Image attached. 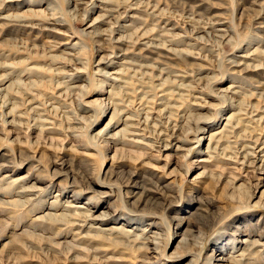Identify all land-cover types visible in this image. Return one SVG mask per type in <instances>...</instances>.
<instances>
[{"label": "rangeland", "instance_id": "1", "mask_svg": "<svg viewBox=\"0 0 264 264\" xmlns=\"http://www.w3.org/2000/svg\"><path fill=\"white\" fill-rule=\"evenodd\" d=\"M22 1L0 0V264H211L215 247L233 256L243 240L264 264V181L246 167L262 164L246 151L264 142V0ZM117 52L149 70L111 82L100 71ZM232 114L210 153L193 143L199 119L208 137ZM127 124L137 136H114ZM20 178L40 180L43 203L17 195ZM53 201L58 215L109 212L131 234L88 235L72 224L84 217L59 216L9 238Z\"/></svg>", "mask_w": 264, "mask_h": 264}, {"label": "bare ground", "instance_id": "2", "mask_svg": "<svg viewBox=\"0 0 264 264\" xmlns=\"http://www.w3.org/2000/svg\"><path fill=\"white\" fill-rule=\"evenodd\" d=\"M16 0H9L8 3H10L11 5H8L10 6V8H17V7H22L24 6L26 3L25 2H18V3H14ZM104 1V0H103ZM106 3V2H105ZM197 4V3H196ZM4 17V16H3ZM1 18V17H0ZM100 17H98L99 19ZM4 19L6 20H9V21H12V19H20L19 15L18 16H13V15H9V16H5ZM101 19V18H100ZM102 20V19H101ZM94 21V20H93ZM100 21V20H98ZM93 23V22H92ZM95 24V23H94ZM94 24H91L89 26V28H94ZM132 26V25H131ZM127 27V26H126ZM130 27V26H128ZM49 28L48 30H50L51 28L50 27H47ZM128 29V28H127ZM54 30V29H53ZM96 30V29H95ZM51 31V30H50ZM53 32V31H52ZM119 39V38H118ZM117 41V40H116ZM119 41V40H118ZM147 42V41H146ZM163 42V41H162ZM123 45V43H122ZM147 45H150L151 46V50L153 52L151 53H154V52H159V46L161 45V40L160 41H154L153 43L150 42V43H147ZM117 46V45H115ZM126 46V45H125ZM120 47V46H119ZM121 48V47H120ZM170 48V47H169ZM173 50L175 53H178L177 50L175 49H169V51ZM125 51V50H124ZM123 51V52H124ZM127 51V50H126ZM173 52V53H174ZM111 54V53H110ZM122 54V53H121ZM150 54V53H149ZM125 55V54H124ZM185 55V54H184ZM243 56V59H246V62L247 60H250V61H253L251 60V54H246L245 55H242ZM241 56V57H242ZM142 59H149L148 58V55L147 56H142L141 57ZM105 59V58H104ZM128 60V59H126ZM124 56L123 55H119V53H115L113 55L110 56V58L106 59V60H103L102 63H103V69L100 71V73H102V76H104L105 78H108V80H110L111 82H114V83H121L122 82V78L120 77L121 76V73L123 72H126V71H132V72H143V73H146L148 70H149V66H147L146 62H130V61H126ZM152 60V59H151ZM233 62V61H232ZM237 62V61H236ZM245 62V63H246ZM152 63V62H151ZM239 63V62H238ZM236 63L234 66L239 68L241 65H243L244 63ZM149 64V62H148ZM248 64V63H247ZM247 64H244L247 66ZM251 64V63H250ZM249 66V65H248ZM247 66V67H248ZM156 69H159L156 68ZM252 69V68H251ZM247 70V69H246ZM259 72V71H258ZM160 77L163 75V73L166 75V72H164V70H160ZM71 74V73H70ZM135 74V73H134ZM166 81H169L170 79L169 78H164ZM77 86V85H76ZM227 94H229V96H237L239 95V89H238V86H234L232 85L231 87H229L226 91ZM226 95V94H225ZM263 109V108H262ZM263 113H264V110H263ZM239 114H232L231 116H229L228 118L225 119V124L223 126V129L221 130V132H218V133H213V134H210L208 137H207V129H206V125L208 123V120H204L206 118H201L199 119V123L200 124H204V126H200L196 129V136L194 138V142L193 143H196V145L200 148V146L202 145V143L208 141V147L207 149H209V153L213 150V147L211 146V144L217 140L218 142L222 139V136L221 138H218L217 136L219 135H222V133H226V131L230 130L233 128H231V123L233 121H235V118H233V116H238ZM260 115V114H259ZM261 116V115H260ZM256 117V116H255ZM257 118V117H256ZM260 118V117H259ZM128 119V118H126ZM255 119V118H254ZM264 119V117H262V120ZM261 120V119H260ZM221 122V121H220ZM109 131L111 130H116L119 128V125L118 124H115V125H111L109 124ZM132 129V132H129V129ZM137 127L135 125H132V124H127L125 125V127L123 129H120L119 131H117L115 135H119L120 133H131V135L133 134V136H137ZM108 131V132H109ZM190 131V130H189ZM229 132V131H228ZM112 136H110V139H111ZM165 141V140H164ZM254 143V142H253ZM252 147H249V149L247 150H250V151H246L247 152V155H251L252 156H255L257 155V150H259V152L261 153V165H246V167H252V170L253 173H255L256 171H259V175L261 176V180L264 181V142H259L255 140V145L253 147V144H251ZM176 145H173L172 146H166L165 147V151H169L171 149H173ZM247 146V145H246ZM176 151L177 150H180L181 149V146H178L177 148H175ZM242 153V152H241ZM243 155V154H242ZM245 155V154H244ZM242 157V156H241ZM246 157V155H245ZM249 160V159H248ZM258 160V159H257ZM256 161V160H255ZM247 162V161H246ZM251 163V162H250ZM58 164V163H57ZM60 164V163H59ZM61 165H64V164H61ZM62 167V166H61ZM250 170V169H249ZM251 170V171H252ZM62 171V170H61ZM246 173H249V172H246ZM251 173V172H250ZM59 175V172L57 173ZM10 175V174H9ZM5 176V178H9L10 176ZM134 175V174H133ZM253 175V174H252ZM28 177V176H27ZM31 177H29L28 180H30ZM17 181V180H16ZM19 182H21V191L17 192V195L18 196H21V197H24L27 199V202H31V203H34L32 201H36L35 203L37 204H41L43 203L42 198L39 197V192L41 189L38 188V184L40 182V180H36L33 181L29 187H27L28 185V181L25 180L24 178H20L18 180ZM135 182V181H134ZM137 183V182H136ZM128 184V183H127ZM136 186V185H135ZM141 188V187H140ZM40 189V190H39ZM141 193V192H140ZM134 194V193H133ZM142 194V193H141ZM157 194V193H156ZM138 195V194H137ZM145 195V194H144ZM30 196V197H29ZM130 196V195H129ZM133 196V195H132ZM131 196V197H132ZM135 196V195H134ZM139 196V195H138ZM141 196V195H140ZM139 196V197H140ZM143 196V195H142ZM133 198V197H132ZM151 198V196H150ZM253 198V197H252ZM146 200V199H145ZM156 200V199H155ZM137 201V200H135ZM141 201V200H140ZM154 201V200H153ZM21 202V201H20ZM150 202H151V199H150ZM60 203H56L55 201L51 202L50 204V208L48 209V212L44 214V216H38L37 218L35 217V219L32 221V230H25L23 231V234L26 236V237H21L19 235H16L13 231V233L9 236L10 239H13L15 241V244H18L20 243V241L22 240V238H32L34 237V232H38L39 230H45L47 231V226H44V224L42 223H39L41 222L43 219H48L49 221H56L57 218L60 216L62 217V220L65 221V219H67V222L71 221V219L73 220L72 217H84V220L82 219V223H78L79 220H75V222H73L72 224L77 226L78 227V231H81V229H83L86 233H88V235H90V233L95 232V231H103L104 233L103 234H109V235H114V234H131V231H127V229H124L122 226H119V227H116V226H110L109 225V221L113 222L115 220L114 218V215L109 213V212H103L102 215L99 216H95L91 213H87V212H81V210H84L85 208H80V207H75L74 205H65L62 210L67 212V213H60V215L57 214L58 210L61 208ZM35 205V204H34ZM139 206V205H138ZM80 210V211H79ZM41 213V212H39ZM72 215V216H71ZM99 215V214H98ZM113 215V216H112ZM64 217V218H63ZM116 221V220H115ZM53 223V222H52ZM108 223V224H107ZM19 226H17L16 228H18ZM82 230V231H83ZM77 231V232H78ZM44 232V231H43ZM84 233V232H83ZM55 234V233H54ZM152 234H155V232H153ZM62 235V233H61ZM65 235V234H64ZM87 235V236H88ZM151 236V235H150ZM84 237V235H83ZM139 237V239H141V236H137ZM59 238V237H58ZM135 238V237H134ZM61 239V238H60ZM149 239V238H148ZM148 239L146 238H142L143 243L144 244H147V241H149ZM18 241V242H17ZM151 242V241H150ZM149 242V243H150ZM229 242V241H228ZM65 242H59V243H53L52 244V247L53 246H58V245H62L64 244ZM152 243V242H151ZM68 246H71L70 243L66 244ZM259 246H262L264 247V244H258ZM257 245V246H258ZM227 248H228V245H227ZM254 248L253 244L249 241V240H243L242 244L240 245H237L235 247H233V256H231L230 254L228 256L225 255V251L228 250L226 249L224 252L219 250L220 247H215L213 250H212V254H210V262L211 264H231V263H234V264H251V256L253 254H251V251L252 249ZM15 249V248H14ZM153 250V249H151ZM222 250H224V248H222ZM72 252V251H70ZM75 254L76 253H71V257H72V260L75 259ZM235 254V255H234ZM8 255V254H7ZM9 256H7L8 258ZM10 258V257H9ZM151 264L153 262H150ZM149 263V264H150Z\"/></svg>", "mask_w": 264, "mask_h": 264}]
</instances>
